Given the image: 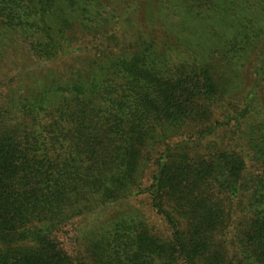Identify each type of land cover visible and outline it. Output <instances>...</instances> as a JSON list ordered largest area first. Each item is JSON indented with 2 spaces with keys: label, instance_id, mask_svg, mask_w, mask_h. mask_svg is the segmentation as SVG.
Segmentation results:
<instances>
[{
  "label": "trees",
  "instance_id": "1",
  "mask_svg": "<svg viewBox=\"0 0 264 264\" xmlns=\"http://www.w3.org/2000/svg\"><path fill=\"white\" fill-rule=\"evenodd\" d=\"M0 264H264V0H0Z\"/></svg>",
  "mask_w": 264,
  "mask_h": 264
}]
</instances>
